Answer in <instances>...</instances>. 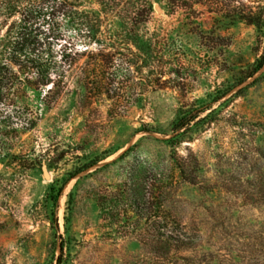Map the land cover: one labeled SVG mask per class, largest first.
<instances>
[{
  "label": "rangeland",
  "instance_id": "rangeland-1",
  "mask_svg": "<svg viewBox=\"0 0 264 264\" xmlns=\"http://www.w3.org/2000/svg\"><path fill=\"white\" fill-rule=\"evenodd\" d=\"M72 2L137 53L121 84L139 93L121 109L82 108L73 71L57 99L29 88L15 106L0 102V264H264V65L246 77L264 49V0L175 11L149 0L133 22ZM51 5L12 16L2 6L0 39L9 33L28 60L96 47ZM183 114L196 117L174 132ZM170 229L182 247L165 243Z\"/></svg>",
  "mask_w": 264,
  "mask_h": 264
},
{
  "label": "trees",
  "instance_id": "trees-1",
  "mask_svg": "<svg viewBox=\"0 0 264 264\" xmlns=\"http://www.w3.org/2000/svg\"><path fill=\"white\" fill-rule=\"evenodd\" d=\"M104 8L109 7L113 12V16H118L124 20H137L136 17L139 10L146 14L139 21H146L148 14L152 10L149 0H98ZM170 11L177 9L192 10L196 4L205 5L212 0H162ZM51 3L49 6L50 14L56 11H63L69 16H72L78 24L85 27L80 33L85 40L94 41L95 48L83 46L81 48L73 45L72 47L65 46L60 55L59 60H28L20 58L19 51L16 48V40L13 36L6 35L0 39V102L15 106L16 101L26 95L27 89L47 88L44 97L57 99L56 95L69 89L70 76L73 71L77 72L75 80V103L78 106L85 108L92 104L95 100H108L110 106L114 108L123 107V99H133L138 96V91L128 90L122 86L123 76L128 75L132 71L134 56L136 52L131 49L123 51L117 44L115 38L119 33H108L101 31L93 18L85 12L74 11L75 4L72 0H0V10L2 6L5 9L6 16L14 14H23L25 11L43 10L46 3ZM137 8V12L134 9ZM253 12L249 11L248 16L244 17L250 23H256L253 20ZM97 19V18H96ZM262 20V19H261ZM8 31H6L7 33ZM128 38L133 37L132 31H129ZM87 56V61L81 65L75 64L78 58ZM119 59V62L116 60ZM264 65V49L260 56L255 60L254 65L248 72L246 77L251 76ZM125 73V74H124ZM23 74L24 77H21ZM54 96V97H52ZM196 116L183 114L178 117L173 125L172 130L177 133H183L190 129L192 122ZM25 123V122H24ZM32 123L28 121L20 125L23 129L25 125ZM3 133H7L10 137H17L20 131L16 126L10 125ZM0 143H4L1 140ZM22 151V150H20ZM135 194L136 191L131 190ZM133 193L130 194L131 200L138 205L139 198L136 199ZM153 240L155 245L161 243L159 228L160 222L156 219L152 221ZM166 224V223H165ZM164 225V224H163ZM164 227V226H163ZM172 230L167 233L165 243L172 247L180 248L186 243L179 236L174 237ZM183 232H179L182 234ZM185 234V233H184ZM57 264H60L58 260Z\"/></svg>",
  "mask_w": 264,
  "mask_h": 264
},
{
  "label": "water",
  "instance_id": "water-1",
  "mask_svg": "<svg viewBox=\"0 0 264 264\" xmlns=\"http://www.w3.org/2000/svg\"><path fill=\"white\" fill-rule=\"evenodd\" d=\"M154 8H155L156 10H160V8H159L157 5H154Z\"/></svg>",
  "mask_w": 264,
  "mask_h": 264
}]
</instances>
